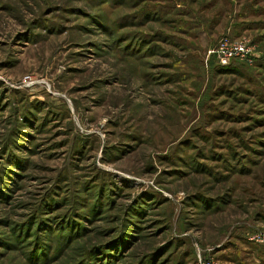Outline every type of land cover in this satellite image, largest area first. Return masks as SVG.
<instances>
[{
    "label": "rangeland",
    "instance_id": "374dc122",
    "mask_svg": "<svg viewBox=\"0 0 264 264\" xmlns=\"http://www.w3.org/2000/svg\"><path fill=\"white\" fill-rule=\"evenodd\" d=\"M257 234L264 0H0V264H264Z\"/></svg>",
    "mask_w": 264,
    "mask_h": 264
},
{
    "label": "built area",
    "instance_id": "2783aa9c",
    "mask_svg": "<svg viewBox=\"0 0 264 264\" xmlns=\"http://www.w3.org/2000/svg\"><path fill=\"white\" fill-rule=\"evenodd\" d=\"M229 51H230L229 53L227 51L222 52V56L220 57V59L223 61V63H226L233 54L242 57L245 53V47L240 43H235L232 45ZM252 240L257 242H264V234H257L254 237H252ZM203 264H209V263H203Z\"/></svg>",
    "mask_w": 264,
    "mask_h": 264
}]
</instances>
